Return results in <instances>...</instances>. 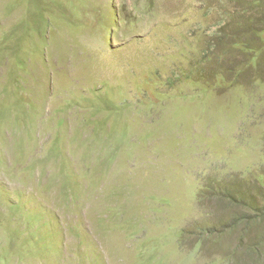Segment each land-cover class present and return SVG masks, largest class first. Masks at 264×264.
<instances>
[{"label":"rangeland","instance_id":"obj_1","mask_svg":"<svg viewBox=\"0 0 264 264\" xmlns=\"http://www.w3.org/2000/svg\"><path fill=\"white\" fill-rule=\"evenodd\" d=\"M0 264H264V0H0Z\"/></svg>","mask_w":264,"mask_h":264}]
</instances>
